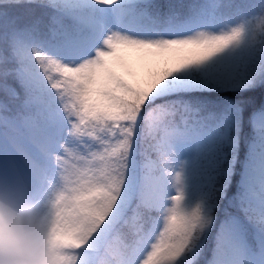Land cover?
I'll return each mask as SVG.
<instances>
[{"label": "snow or ice", "instance_id": "snow-or-ice-1", "mask_svg": "<svg viewBox=\"0 0 264 264\" xmlns=\"http://www.w3.org/2000/svg\"><path fill=\"white\" fill-rule=\"evenodd\" d=\"M257 88L264 0H0V255L264 264Z\"/></svg>", "mask_w": 264, "mask_h": 264}, {"label": "clouds", "instance_id": "clouds-1", "mask_svg": "<svg viewBox=\"0 0 264 264\" xmlns=\"http://www.w3.org/2000/svg\"><path fill=\"white\" fill-rule=\"evenodd\" d=\"M43 245L34 239H22L8 253L0 255V264H41Z\"/></svg>", "mask_w": 264, "mask_h": 264}]
</instances>
